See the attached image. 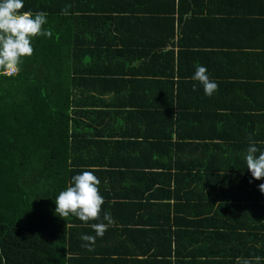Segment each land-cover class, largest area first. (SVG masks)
I'll use <instances>...</instances> for the list:
<instances>
[{"label": "trees", "instance_id": "obj_1", "mask_svg": "<svg viewBox=\"0 0 264 264\" xmlns=\"http://www.w3.org/2000/svg\"><path fill=\"white\" fill-rule=\"evenodd\" d=\"M219 2L24 0L21 11L47 13L52 35L33 38L15 72L0 69V264H69L82 236L98 237L91 225L107 223L104 211L112 223L101 237L129 205L153 212V237L172 230L165 244L179 262L185 237L192 261L264 264V178L250 183L243 161L250 142L264 149V86L254 101L248 84L258 83L225 73L231 57L253 54L250 37L217 36L203 62L196 34L228 26ZM256 21L264 33V9ZM199 64L215 71L212 96L191 79ZM132 85L143 97L153 89L150 102H131ZM235 90L240 103L228 100ZM85 170L99 180L100 217H59L55 197Z\"/></svg>", "mask_w": 264, "mask_h": 264}, {"label": "crops", "instance_id": "obj_2", "mask_svg": "<svg viewBox=\"0 0 264 264\" xmlns=\"http://www.w3.org/2000/svg\"><path fill=\"white\" fill-rule=\"evenodd\" d=\"M219 3L220 5H217L214 9L218 11V9L220 8L223 10V12L219 14L217 12L215 17L223 18L224 22L227 23L229 27L226 25L227 27L224 28V33L221 34H218L216 30L203 31L201 36H199L200 33L198 35L196 34V43L199 45L197 49L203 51L199 54H201L202 60H204L203 62L209 61V58H207V56L209 57V55L211 54L210 52L213 50L217 51L216 49L219 41V39H217V36L221 37V35H224L226 36V39H236V37L238 39V37H240L241 35H243L244 38L250 37V39L247 41L250 44V41L253 40V43L251 44H253L252 46L254 47L249 49V51L254 50L252 51L253 54H247L249 59H246L247 57L245 53L251 52L241 53V55L236 58L231 57L229 64H226L229 67H227L225 73L228 74V77L233 81V85H237L241 82L246 83L245 81H247V83H258L248 84V90L252 89L251 91L253 100L255 99L254 101H261L262 98H260V93L256 92L254 88H263L264 86V84H259V82L264 81V49L260 48L264 45V33L262 31H257V28L259 26L258 24L260 22L256 21V19H258L260 11L264 9L261 8V6L264 7V0H220ZM235 25L239 27V31H236L234 29ZM252 28L256 30H251ZM243 30L246 32H244ZM251 32L255 33L256 35H253ZM259 43H261V45H258ZM198 59L201 60L200 58ZM212 60L213 59H211L210 61L211 63ZM225 62H227V58H225ZM245 62H251L253 65L251 67H248ZM136 63H138V61H136ZM200 65L201 64H199V66ZM206 68L208 72H215L213 71L212 67L209 66V64ZM245 76H248L249 79ZM133 87L134 85H132L131 87V93H128V98L131 102H134L135 96H144V90H140L138 88L133 89ZM146 88H148L147 85ZM148 91L149 93H147L146 91V97L143 98L147 99L150 102L151 94H153V89H150ZM237 92L238 91H230L228 100L232 101L233 103H240V97L243 96V94L239 95V92ZM253 94L256 97H254ZM135 101H137V99H135ZM228 108H231V105H228ZM117 116L120 118L122 117L119 114H117ZM126 126L129 125L127 124ZM205 128L207 127H202V129ZM126 209L128 210V212L124 214L123 221L119 222L117 224V227L115 228L114 226L108 228L107 233L109 236L93 237L94 240L91 242L79 240L75 245L76 252L73 255L74 260H72L69 264L204 263L199 262V260L196 259L192 261L191 258H189L186 253L187 251H185V248H187L188 250V248H190L191 246V243L188 242L185 237L184 239H181V242L183 244V251L185 253V256H187L186 258H184L185 262H179L178 259H181L182 257H178L174 252H172L171 255L168 254L167 244L169 242V236L170 240L173 241V239H175V235L170 228H168L167 226H162L160 230H155L154 234L156 235V237H153V230L152 233H149V230L152 227V224L158 221V219L153 216V212L148 211L147 207L143 208V205H129ZM147 219L148 223H146ZM160 221L162 222L163 219H161ZM71 244L72 243L68 239V248L71 247ZM85 245H88V247H86ZM173 245L174 244H172V251ZM89 247L91 248V250H89Z\"/></svg>", "mask_w": 264, "mask_h": 264}, {"label": "clouds", "instance_id": "obj_3", "mask_svg": "<svg viewBox=\"0 0 264 264\" xmlns=\"http://www.w3.org/2000/svg\"><path fill=\"white\" fill-rule=\"evenodd\" d=\"M23 7L24 0H0V69H3L5 74L15 72L22 59L33 54L31 43L33 38L52 35L48 28L43 27L47 23V13L21 11ZM61 14L67 15L68 12L62 10ZM191 79L203 87L206 96H212L218 89V84L210 78L205 66L196 67ZM195 89L196 85L193 84V90ZM257 143L261 142H250L246 155L243 156L246 169L251 175L250 183L264 178V149L258 148ZM98 185L99 180L92 170H85L72 176L69 185L54 199L55 213L64 219L71 215L85 223L96 220L100 217L104 204ZM258 188L264 193V183L259 184ZM102 219L107 223L91 225L98 237L103 236L107 225L112 223L107 211L103 212ZM81 239L90 242L94 240L87 235ZM236 264H241L240 258H237ZM242 264L250 262L244 259Z\"/></svg>", "mask_w": 264, "mask_h": 264}]
</instances>
